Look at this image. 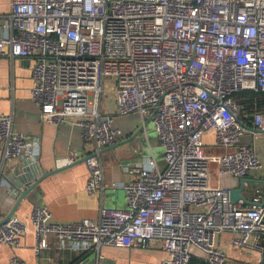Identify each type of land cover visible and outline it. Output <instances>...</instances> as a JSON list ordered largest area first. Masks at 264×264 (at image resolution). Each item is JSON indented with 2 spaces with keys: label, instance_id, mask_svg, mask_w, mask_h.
<instances>
[{
  "label": "built area",
  "instance_id": "built-area-1",
  "mask_svg": "<svg viewBox=\"0 0 264 264\" xmlns=\"http://www.w3.org/2000/svg\"><path fill=\"white\" fill-rule=\"evenodd\" d=\"M0 18V60L30 57L31 98L48 123L76 117L95 149L83 157L57 160V166L83 159L86 190L105 189L102 149L123 134L114 116L101 110L105 90L120 114L138 113L145 130L152 121L162 141L166 167L155 156L124 167L127 208L102 205L97 218L56 221L47 206L35 205L30 224L35 254L50 247L94 252L105 246L167 252L159 264H226L217 237L234 234L233 244L250 255L264 251V202L234 204L231 188L217 174L246 177L263 162L252 145L236 94L264 92V0H7ZM10 29L8 33L6 30ZM0 162L35 158L37 143L13 129L2 113ZM254 131L264 134V107L252 113ZM226 149L206 153L205 134ZM0 166V173H1ZM115 185V184H114ZM28 222L0 208V243L18 247ZM262 258L260 259V261ZM10 264H29L11 257Z\"/></svg>",
  "mask_w": 264,
  "mask_h": 264
},
{
  "label": "crops",
  "instance_id": "crops-1",
  "mask_svg": "<svg viewBox=\"0 0 264 264\" xmlns=\"http://www.w3.org/2000/svg\"><path fill=\"white\" fill-rule=\"evenodd\" d=\"M9 11V2L0 0V18H6ZM6 30L10 32L9 28ZM34 63L35 59L30 57L14 59L4 57L0 60L2 113L13 115L14 131L31 136L37 143L35 158L18 157L0 162L2 166L0 208L4 214L13 213L30 225L29 232L23 235L18 247L0 243V264H10L13 256L29 264H159L167 257V252L158 243L148 249L105 246L102 249L104 257L98 259L94 252L85 253L65 246L59 247L54 236L49 237L50 247L40 256H36V237L30 224V213L35 205L47 206L52 212L53 219L62 222L84 217L97 218L102 205L127 208V194L123 186L130 176L124 167L126 164L133 165L150 157L153 148L159 146L160 142L156 137H152V132L155 131L154 125L151 127L153 130L146 132L142 129L138 133L141 129L138 120L135 123L130 122V119L120 120L123 134L115 146L104 147L101 153L105 189L98 195L89 194L86 190L89 171L85 161L79 158L73 163L58 167L57 160L66 157H83L92 153L95 145L84 140L82 127L77 124L76 117H69L58 125L43 119L39 105L31 98L34 84L31 68ZM113 98L115 100V97ZM240 100L243 101L238 102L243 110L244 122L253 128H248L242 137V142L255 147L264 165V134L254 131L252 118L255 107H264V92L256 95L247 93ZM101 110L105 113L102 107ZM204 140L206 153L225 152L226 149L215 144L211 133H206ZM28 166L32 167V173L35 174L31 179L32 184H24L20 189L14 187L13 181L8 177L13 173H21L23 168ZM212 170L214 181L220 186L232 188L238 185V177L219 176L216 165H212ZM246 177L253 181L251 191L246 193L248 200L254 202L259 192L263 200L264 166L261 170L250 172ZM27 190L30 192L26 193ZM244 203L249 204L246 201ZM236 204L242 205L241 201ZM233 236L232 232H226L217 237V245L227 254L226 264H260L261 252L254 251L250 255L245 248L233 244L231 241ZM192 262L206 264L197 251Z\"/></svg>",
  "mask_w": 264,
  "mask_h": 264
},
{
  "label": "water",
  "instance_id": "water-1",
  "mask_svg": "<svg viewBox=\"0 0 264 264\" xmlns=\"http://www.w3.org/2000/svg\"><path fill=\"white\" fill-rule=\"evenodd\" d=\"M248 128L253 129L249 126ZM142 129L143 128L141 127L138 133ZM115 145L116 143L114 145L108 146V148H112V146H115ZM34 177H35V174L34 172L32 173V167L28 166L26 168H23V171L21 173H13V175H10L8 179H10V181H13L14 187L20 189V187H22L24 184H32L31 179H33ZM251 183H253L252 179L248 177H239L238 185L231 188V201L234 204L238 203L240 200H243L244 202L246 201L249 204H253L252 201L248 200V196L246 195V193L251 191V188H252ZM29 192L30 190L29 191L27 190L26 193H29ZM263 202H264V198H263ZM10 214H13V213H10ZM260 264H264V251H263V256H262V260Z\"/></svg>",
  "mask_w": 264,
  "mask_h": 264
},
{
  "label": "rangeland",
  "instance_id": "rangeland-1",
  "mask_svg": "<svg viewBox=\"0 0 264 264\" xmlns=\"http://www.w3.org/2000/svg\"><path fill=\"white\" fill-rule=\"evenodd\" d=\"M113 97L114 96L111 92L105 90L104 95H103L102 108L104 109V112L106 114H111L114 116V125L115 126L122 128L119 121L120 120H127V119H130L129 121L133 122V123H135L138 120L140 122V124L143 125L142 119L138 113H130V114H125V115L120 114L116 108L115 100ZM134 114H136L138 116H136ZM153 125H154L153 122L150 121L146 126V129H145L146 132L153 130V129H151V127H153ZM152 135H153L152 137H156L158 139V141L160 142L159 146H156L155 148H153V155L155 156L160 169L164 170L166 167V161H165V157H164V149L162 146V141L158 137L157 132H155L154 130L152 132Z\"/></svg>",
  "mask_w": 264,
  "mask_h": 264
},
{
  "label": "trees",
  "instance_id": "trees-1",
  "mask_svg": "<svg viewBox=\"0 0 264 264\" xmlns=\"http://www.w3.org/2000/svg\"><path fill=\"white\" fill-rule=\"evenodd\" d=\"M247 93H254V95H256V93H261V92L243 91V92H240V93L236 94V96H235L236 100L239 101V102H243L242 100H240V98L244 97Z\"/></svg>",
  "mask_w": 264,
  "mask_h": 264
}]
</instances>
